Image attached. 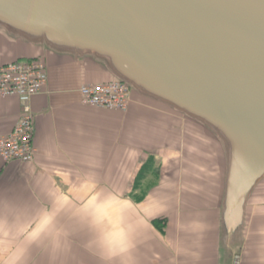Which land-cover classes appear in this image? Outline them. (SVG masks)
I'll use <instances>...</instances> for the list:
<instances>
[{
  "label": "crops",
  "instance_id": "obj_1",
  "mask_svg": "<svg viewBox=\"0 0 264 264\" xmlns=\"http://www.w3.org/2000/svg\"><path fill=\"white\" fill-rule=\"evenodd\" d=\"M32 59L48 82L34 161L0 157V264H264L255 119L190 111L103 17L0 0V68ZM112 81L132 89L127 112L83 105V86ZM22 114L0 96V135Z\"/></svg>",
  "mask_w": 264,
  "mask_h": 264
},
{
  "label": "water",
  "instance_id": "obj_2",
  "mask_svg": "<svg viewBox=\"0 0 264 264\" xmlns=\"http://www.w3.org/2000/svg\"><path fill=\"white\" fill-rule=\"evenodd\" d=\"M111 21L128 48L200 105L259 123L264 159V0H19Z\"/></svg>",
  "mask_w": 264,
  "mask_h": 264
},
{
  "label": "built area",
  "instance_id": "obj_3",
  "mask_svg": "<svg viewBox=\"0 0 264 264\" xmlns=\"http://www.w3.org/2000/svg\"><path fill=\"white\" fill-rule=\"evenodd\" d=\"M48 82L45 62L41 59L17 61L0 68V96L18 98L23 114L14 129L0 135V157L7 163H32L35 159V118L32 101ZM85 106L127 112L131 106L132 89L126 82L85 85L80 89Z\"/></svg>",
  "mask_w": 264,
  "mask_h": 264
},
{
  "label": "rangeland",
  "instance_id": "obj_4",
  "mask_svg": "<svg viewBox=\"0 0 264 264\" xmlns=\"http://www.w3.org/2000/svg\"><path fill=\"white\" fill-rule=\"evenodd\" d=\"M157 85V87H154L153 85H151V87H153V88H155V89H159V90H161V89H163L164 88V85L162 84V83H160V82H158L157 81V83H156ZM192 100L189 98V97H187V98H183V100H181V102L183 103V104H186V105H188V107H189V110L190 111H194V112H196V114H198L199 116H201V117H203V119L204 120H207V121H215V122H217V116L218 115H216V114H214L213 112H211L210 110H208V109H210V108H213V107H210L209 105H206V104H204V105H200V107L199 106H194V105H191L192 104V102H191ZM191 102V103H190ZM198 107V108H197ZM219 117V116H218ZM216 119V120H215ZM227 118H224V117H222V116H220L219 117V122H220V127L222 128L224 125H228V126H230L231 128H235L234 126H236V125H234L235 124V122H232V121H228V120H226ZM227 129V128H226ZM236 146V147H235ZM235 146H233L234 148H238L237 147V145H235ZM241 147H242V149H243V144L241 145Z\"/></svg>",
  "mask_w": 264,
  "mask_h": 264
}]
</instances>
